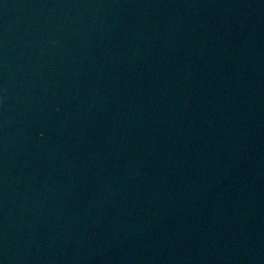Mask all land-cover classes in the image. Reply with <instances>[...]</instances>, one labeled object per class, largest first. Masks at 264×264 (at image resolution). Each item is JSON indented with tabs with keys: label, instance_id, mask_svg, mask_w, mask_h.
<instances>
[{
	"label": "water",
	"instance_id": "1",
	"mask_svg": "<svg viewBox=\"0 0 264 264\" xmlns=\"http://www.w3.org/2000/svg\"><path fill=\"white\" fill-rule=\"evenodd\" d=\"M0 264H264V0H0Z\"/></svg>",
	"mask_w": 264,
	"mask_h": 264
}]
</instances>
